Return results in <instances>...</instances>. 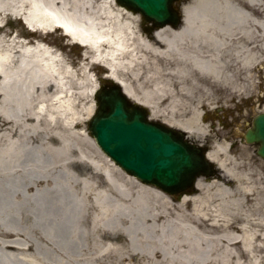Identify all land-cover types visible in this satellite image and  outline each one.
<instances>
[{"label":"bare ground","instance_id":"6f19581e","mask_svg":"<svg viewBox=\"0 0 264 264\" xmlns=\"http://www.w3.org/2000/svg\"><path fill=\"white\" fill-rule=\"evenodd\" d=\"M183 11L181 27L154 32L151 24L138 31L140 14L116 0H0V264H264L260 171L217 146L207 159L220 179H199L200 194L175 205L114 165L86 132L91 151L79 134L72 143L69 116L74 129L82 116L79 104L69 109L68 85L77 75L57 51L40 42L28 49L7 30L19 17L45 35L63 27L151 120L206 137L202 112L234 114L240 104H231L255 87L264 0H193ZM120 234L128 246L107 241Z\"/></svg>","mask_w":264,"mask_h":264},{"label":"water","instance_id":"95a60500","mask_svg":"<svg viewBox=\"0 0 264 264\" xmlns=\"http://www.w3.org/2000/svg\"><path fill=\"white\" fill-rule=\"evenodd\" d=\"M127 9L141 13L155 29L181 25L184 16L175 9L188 0H117ZM97 112L88 124L101 150L128 174L154 185L170 195L183 196L193 190L202 176H211L207 149L192 144L187 134L149 121V114L131 104L118 86L97 97ZM248 144H258L264 159V114L257 116L244 136Z\"/></svg>","mask_w":264,"mask_h":264},{"label":"rangeland","instance_id":"374dc122","mask_svg":"<svg viewBox=\"0 0 264 264\" xmlns=\"http://www.w3.org/2000/svg\"><path fill=\"white\" fill-rule=\"evenodd\" d=\"M245 7L250 8V6H248L247 4H245ZM132 22H134V26L138 31L143 30L141 16H140V22L137 19H132ZM5 23H7V21ZM8 25L9 26L7 30L11 31V33H16L17 35H19L20 41L22 43H25L28 49L33 50L32 48L35 45V43L32 40L33 38L39 40H45V42L49 45V48L57 50L59 55H61L62 58L68 62L70 71H72V73H75L77 75L76 79L71 80V82L68 85L69 87H71L72 93L74 94V98L70 101L71 106L69 107V109L70 108L73 109L77 107L79 104V109L81 111L82 117L80 118L81 123L79 125V128L74 129L76 122L75 120H71L73 118L72 115L69 116L68 123L72 127L70 135H71L72 143L75 145L74 143L75 141L73 140V138L75 137L76 140H79L77 138V134H79V136L83 139V147H85L86 150L91 151L92 150L91 145L87 141H84L83 132H86V134L95 142V140L93 139V137H91L89 133L88 121L95 113L97 94L103 90L110 91L111 89L110 85L112 84V81H110L108 76H104V73L107 72L106 69L99 65L93 67L92 62L86 57V55L89 54V56L92 58L94 54L90 52L88 53V51L84 50L82 47L78 45L70 46L68 44V41L64 39L61 33L48 35V37L45 38L41 34L32 35L25 27L23 22L20 20L17 22L13 20L9 22ZM7 39L9 40L8 44L10 45L13 39L10 41L11 39L10 36ZM23 39L25 41H23ZM262 39L263 38H261L260 40ZM7 48L9 50H12V52L14 53L12 47L8 46ZM82 67L84 68L89 67L91 71L87 69L86 76L80 72L78 73V71H80ZM254 77H255V87L252 88L250 92L245 93L243 100H236L234 104H231L232 107L235 106V104L238 103L240 104V108L237 109L234 114H231L226 110L227 106H224L223 108L217 106L209 107L208 109L202 112V116L206 118L205 119L206 120L205 125L207 128L206 137L201 135L200 137H193L190 140L198 145H203L209 151L216 149L217 146H221L225 144L229 145L231 160L233 161L236 160L237 162H246L247 165H250L248 167H251L256 171H260L262 177L264 178V159L258 155L259 146L256 144H248L244 140V135L252 127L254 118L260 114H264V58L262 59V64L260 65V67L254 72ZM79 83H81V85ZM76 86L79 87L83 86V87L82 88L80 87V90H77ZM156 122L162 123L160 120ZM224 158L225 157H223V159ZM113 164L116 165L114 162ZM214 167H217V165L215 164ZM214 167L211 166V171H212L211 176L208 177L202 176L201 178L208 181H214L220 179L219 176L220 175L222 176L221 173L222 171L217 170L218 173H216ZM123 172L125 174H128L125 171ZM128 176L131 177V175L129 174ZM135 179L138 180L137 178ZM148 186H152V185H148ZM205 192L206 193H202V194H211L214 193L215 191L208 190ZM197 194H200V191L194 190L192 193L187 194L186 196H194ZM169 196L172 197L175 205L179 204V199H180L179 197L171 196V195ZM249 207L252 206L250 205ZM128 230L129 229H125V231L129 232ZM107 241L116 243L117 247L120 245L128 246L129 237L120 234L117 235L115 238L114 236L109 235V239H107ZM115 252L116 250H113L111 254L115 259H117L116 255L114 254ZM138 262L139 261L135 259V261H133L132 264H137ZM104 264H119V263L113 262V259H110V261ZM120 264H129V261L127 260V262Z\"/></svg>","mask_w":264,"mask_h":264}]
</instances>
